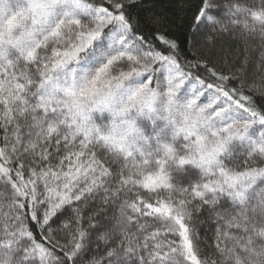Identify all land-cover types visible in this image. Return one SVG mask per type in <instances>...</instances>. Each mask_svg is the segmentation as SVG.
<instances>
[{"label":"snow or ice","instance_id":"1","mask_svg":"<svg viewBox=\"0 0 264 264\" xmlns=\"http://www.w3.org/2000/svg\"><path fill=\"white\" fill-rule=\"evenodd\" d=\"M0 264H264V0H0Z\"/></svg>","mask_w":264,"mask_h":264},{"label":"trees","instance_id":"2","mask_svg":"<svg viewBox=\"0 0 264 264\" xmlns=\"http://www.w3.org/2000/svg\"><path fill=\"white\" fill-rule=\"evenodd\" d=\"M164 3H167V0H163Z\"/></svg>","mask_w":264,"mask_h":264}]
</instances>
